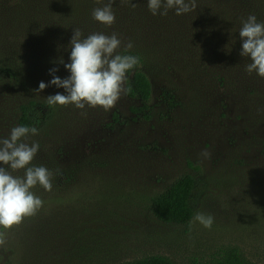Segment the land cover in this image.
Returning a JSON list of instances; mask_svg holds the SVG:
<instances>
[{"label": "rangeland", "instance_id": "rangeland-1", "mask_svg": "<svg viewBox=\"0 0 264 264\" xmlns=\"http://www.w3.org/2000/svg\"><path fill=\"white\" fill-rule=\"evenodd\" d=\"M203 1L196 0L191 22L174 9L167 16L150 12L159 21L157 37L147 29L130 35L126 23L117 22L90 31L124 35L116 53L131 42L144 55L139 73L151 87L149 118L132 112L142 102L125 92L108 110L48 105L46 98L66 94L64 89L36 90L40 82L50 83L53 68L61 79L70 76L59 61L70 63L71 50L52 55L38 41L20 48L30 55L26 67L2 63L17 79L0 76V138L19 126L22 105L44 103L49 123L27 142L40 145L32 164L53 177L50 191L32 189L43 206L7 232L0 264H120L153 255L193 264L209 261L223 246L238 247L254 264H264V78L252 73L243 79L250 58L240 55L241 27L231 28L222 11L210 15ZM176 41L183 50L190 46L196 61L184 56V63ZM171 97L178 104L173 109L167 105ZM192 165L207 180L197 211L214 217L211 228L194 219L189 226L164 224L152 211L153 198L175 179L196 174ZM88 180L92 191L83 187Z\"/></svg>", "mask_w": 264, "mask_h": 264}, {"label": "trees", "instance_id": "trees-1", "mask_svg": "<svg viewBox=\"0 0 264 264\" xmlns=\"http://www.w3.org/2000/svg\"><path fill=\"white\" fill-rule=\"evenodd\" d=\"M122 9L114 0L112 5L114 12L123 11L124 16L115 19L118 24L126 23V32L132 35L135 31L149 30L157 37L159 21L153 19L148 9V0H120ZM216 0H204L203 9H209L211 14H218L221 11L227 14V18L232 20L231 28L242 27V21H245L249 15H255L258 22L264 23V0H221L224 4L219 7L214 4ZM108 0H0V52L10 50L13 55L8 59L0 55V64L5 63L17 69L26 67L30 61V55L21 51V46L41 42L42 46H50V53L56 55L61 51L71 50L70 41L73 36V29L79 28L82 32V38H87L93 32H90L95 26L103 25L95 21L92 17L94 8L103 7ZM130 12V7H133ZM186 15V22H191V16L194 11L182 14ZM232 15H237L239 23L233 22ZM136 18L140 22L136 21ZM240 24V25H239ZM92 25V26H91ZM210 29L215 28L214 22H209ZM184 29V28H181ZM96 32H99L96 31ZM122 33V32H121ZM177 40L176 36H173ZM124 35L119 38L123 41ZM176 52L181 53L179 58L187 56L192 61H196L193 50L190 46L187 49L179 48L175 43ZM116 54L133 55L139 57V63L129 72L125 82V94L128 98L139 99L142 102L141 107L132 108L135 115L142 114L149 118L153 107L149 104L151 97V87L147 79L139 68L144 63V55L138 50L121 51ZM171 57V56H169ZM255 73V72H253ZM245 70L243 79L247 77ZM0 76L16 78V73H11L8 66H0ZM130 77V78H129ZM250 78H255L250 76ZM223 78L221 77L222 81ZM167 105L170 109L177 107L178 104L173 97L167 98ZM48 109L44 103L29 102L20 107L19 125L35 127L39 131L44 130L50 120ZM196 174H186L175 179L160 195L152 200V211L154 216L164 224H176L189 226L194 219L202 199L206 193L207 180L199 174L201 168L193 166ZM92 180L83 184L85 189L91 187ZM88 187V188H87ZM90 190V189H88ZM92 191V190H90ZM83 230L87 228V220L82 221ZM2 231V229H0ZM120 264H177L172 259L163 255H153L142 259L127 261ZM193 264H254L244 253L235 246H223L214 252L211 259L203 263Z\"/></svg>", "mask_w": 264, "mask_h": 264}, {"label": "clouds", "instance_id": "clouds-1", "mask_svg": "<svg viewBox=\"0 0 264 264\" xmlns=\"http://www.w3.org/2000/svg\"><path fill=\"white\" fill-rule=\"evenodd\" d=\"M114 0H108L103 7L94 8L92 17L95 21L111 26L115 23V13L112 5ZM136 5H133L135 7ZM196 0H148V9L153 16H167L169 10L180 16L194 11ZM242 41V57L250 58L246 65V72H255L264 78V23L258 22L256 16L249 15L242 21L239 30ZM122 41L117 34L107 36L101 33L90 34L82 38L79 28L73 29L70 41V63H64L70 76L61 79L53 68L49 74L53 77L49 84L40 82V93L49 86L64 89L66 94L57 93L46 98L48 105H74L77 109L86 106L104 110L115 106L124 88L126 74L138 63L139 57L133 55L116 54ZM133 47L129 42L125 51ZM29 134L37 135L38 129L28 126H14L7 137L0 138V245L5 244L7 232L23 223L25 218L34 216L43 206V201L36 196L32 189L40 185L45 190L52 188L53 173L44 166L32 164L40 145L38 142L29 144ZM24 170V175L14 173ZM194 221L205 228H211L214 217L197 211Z\"/></svg>", "mask_w": 264, "mask_h": 264}]
</instances>
